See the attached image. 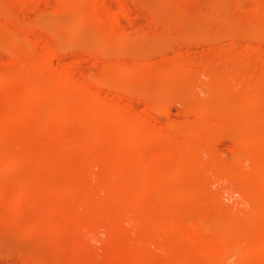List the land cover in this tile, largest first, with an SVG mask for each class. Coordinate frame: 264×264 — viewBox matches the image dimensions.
I'll return each mask as SVG.
<instances>
[{"label":"bare ground","instance_id":"1","mask_svg":"<svg viewBox=\"0 0 264 264\" xmlns=\"http://www.w3.org/2000/svg\"><path fill=\"white\" fill-rule=\"evenodd\" d=\"M43 7L80 8L103 46L147 33L131 0H0V222L16 192L34 214L25 235L90 264H264V0H234L244 44L210 35L197 56L132 55L124 73L142 91L110 81L104 49L67 53L45 37L27 15ZM164 83L190 100L179 121L152 97ZM215 187L239 197L226 204Z\"/></svg>","mask_w":264,"mask_h":264},{"label":"rangeland","instance_id":"2","mask_svg":"<svg viewBox=\"0 0 264 264\" xmlns=\"http://www.w3.org/2000/svg\"><path fill=\"white\" fill-rule=\"evenodd\" d=\"M164 2L165 0H131V5L135 11L133 22L136 26L143 27L147 32L144 38L131 42V46L129 44L128 47H130L132 52L130 50L126 51L128 47L121 46L122 49L118 44H107L103 46L91 31V22L87 19H85L86 22L84 21L80 8L71 11L60 10L56 12L53 7H43L39 11L29 12L27 15L32 22L34 21V24L36 23L45 37L67 53L74 49L81 52L104 49L102 50L103 55L113 68L114 75L111 76L110 81L121 88L129 89L133 87L139 91L144 89V86H140L143 84L138 81H133L132 78L124 73V66L129 63L128 61L131 60L132 55L134 56L136 54L140 57L142 55L144 58L148 57L152 60H158V58H161L167 53L171 52L172 54L175 50H181L183 52L188 51L187 53L192 56H195V54L197 56L203 53L205 47L208 48L207 44L211 43H208V39L210 41V35L211 39H215L213 42H218L214 43L217 46L224 44L223 40H225L224 35L226 34H238L237 41L240 44L246 43L247 38L243 37L248 32L247 29L245 30V24L243 26L241 23H237L234 21V16H231L234 9V0H196L193 3L190 2V4L187 3L188 6L183 4L184 8L179 5L167 6ZM185 5L189 7L187 11ZM182 9H185V12H182ZM207 12L208 14H206ZM206 24L211 27L214 26V29ZM212 32L213 35L211 34ZM167 34H172V36L170 35L172 38ZM214 34L218 36L216 35L215 37ZM2 41L0 44V60L3 56L7 55V51L10 48L5 43L6 39ZM251 42L255 43V40L253 41L251 39ZM6 46L7 49H5ZM128 52L131 53L128 54ZM84 69L88 71L89 64H84ZM155 79L154 84H158V80ZM168 83L171 84L170 82ZM168 83L167 85L164 83L167 89L163 88L161 91L158 89L155 90L152 97L158 104L169 105L170 112L169 115L164 117L165 120L173 119L179 121L182 119L181 109L183 104L190 103V100L185 95V97L182 95L185 92V88L183 89L182 87L174 92L169 90L170 93H168V89H171V85ZM181 89L183 93L180 92ZM198 101L200 102V100ZM210 104L213 107L215 106V108L218 107L216 102H211ZM180 125L183 126V122ZM184 127L187 130L189 129L190 134H193L196 129L194 125H185ZM197 142L201 145L203 144L202 140H197ZM222 142L219 143L220 145L218 144V149L228 155L230 141L224 140ZM26 176L23 173H15L13 175L17 180L25 179L27 178ZM216 190L218 191L217 188ZM216 193L223 202L229 205H233L239 197L238 192L233 196L227 191H218ZM16 196V192H13L2 202V207L7 212L8 217L0 222V264H19L26 256L31 257V263L39 259H44L52 264H60L58 262L90 264L86 257L77 256L71 249L62 250L55 248L47 244L43 239L25 235L24 224L33 220L34 214L22 208L16 202ZM13 221H16L17 224L13 225Z\"/></svg>","mask_w":264,"mask_h":264}]
</instances>
